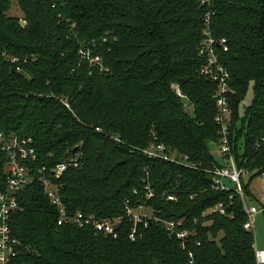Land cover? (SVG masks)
<instances>
[{
	"label": "trees",
	"instance_id": "16d2710c",
	"mask_svg": "<svg viewBox=\"0 0 264 264\" xmlns=\"http://www.w3.org/2000/svg\"><path fill=\"white\" fill-rule=\"evenodd\" d=\"M14 1L18 15L9 14ZM210 1L0 0V130L30 138L36 154L9 220L19 242L12 264H187L189 252L194 264H255L240 195L229 183L211 187L208 170L225 159L209 147L216 84L200 73L199 48L209 13L212 36L225 40L216 52L229 73L231 154L250 179L264 176V0ZM152 145L167 159L148 156ZM74 158L76 167L51 174ZM41 173L70 216H120L116 236L59 225ZM241 188L250 197L242 177ZM219 203L223 214L208 212ZM126 204L152 217L134 225ZM162 220L182 222L183 246Z\"/></svg>",
	"mask_w": 264,
	"mask_h": 264
},
{
	"label": "built area",
	"instance_id": "2783aa9c",
	"mask_svg": "<svg viewBox=\"0 0 264 264\" xmlns=\"http://www.w3.org/2000/svg\"><path fill=\"white\" fill-rule=\"evenodd\" d=\"M201 4H209L210 0H200ZM210 14L208 13L204 19V28L202 31V42L199 48V54L204 58V63L201 66L200 73L206 76L216 84V90L212 95L215 114L213 121L217 126V139L215 144L218 147L219 154L224 157V164L222 167L214 166L213 169L208 170L211 176V187L214 189H228V184L235 187L236 192L240 195L243 209L246 213L247 219L243 225L246 230H252L253 218L259 210L255 205L246 204V197L241 188V177L246 174L243 168H238L234 162L231 154V145L229 138V126L231 121V109L229 103V73L226 67L220 62L216 52V46L224 43V39H217L212 36L209 30ZM96 57L94 60H97ZM12 58V61H15ZM177 95L183 97L181 91L176 88ZM67 105V104H66ZM99 130V128H96ZM118 141V137L115 138ZM162 145H152L147 150L148 156L161 157L167 159V154L164 152ZM0 153L5 157V173H6V187L0 191V264H12L14 257L17 254L19 242L11 235L9 220L13 212L19 208L17 195L25 186H27L32 177L30 175L31 168L27 162L36 159L34 148L31 146L30 138H19L11 132L0 130ZM175 161V158H171ZM68 165L76 167L78 165L77 158L70 162H61L51 168L50 172L54 177H60L66 170ZM45 171V168H42ZM38 182L43 186L49 202L57 208L58 219L57 223L63 224L66 222L73 223L79 227L93 226L96 231H101L105 234L116 236V227L121 222V217L112 219H94L93 215H84L81 212H76L70 216L65 209L61 200L58 186L46 174L41 173L37 177ZM147 190L145 197L153 196L149 184L144 185ZM167 199L173 200L174 196L167 195ZM218 211L223 214V204L219 203L215 207L210 208L208 212ZM125 215L129 217L134 225L143 222L146 225V220L152 217L149 209L143 204H138L132 207L126 204ZM168 234L181 240V245L185 244V240L189 232L180 229L181 221L162 220ZM135 227L129 233V238H135ZM255 264H264V250L253 247ZM189 261L187 264L193 263V255L188 253Z\"/></svg>",
	"mask_w": 264,
	"mask_h": 264
},
{
	"label": "rangeland",
	"instance_id": "374dc122",
	"mask_svg": "<svg viewBox=\"0 0 264 264\" xmlns=\"http://www.w3.org/2000/svg\"><path fill=\"white\" fill-rule=\"evenodd\" d=\"M12 8L9 12L10 15H18L19 9L15 3L12 4ZM252 97L251 88L248 89L246 96L244 97L240 109L243 110L246 107ZM209 147L213 155L219 159V151L218 147L215 143H209ZM251 173H246L242 175V182L248 184V191L250 197L245 195L246 204L255 205L258 209L264 207V176H254L250 179ZM253 226L252 229L254 235V242L257 248L264 250V215L262 210H259L253 218Z\"/></svg>",
	"mask_w": 264,
	"mask_h": 264
},
{
	"label": "water",
	"instance_id": "95a60500",
	"mask_svg": "<svg viewBox=\"0 0 264 264\" xmlns=\"http://www.w3.org/2000/svg\"><path fill=\"white\" fill-rule=\"evenodd\" d=\"M21 24H22V25H24V24H25V22H24V21H21ZM187 110L189 111V109H187Z\"/></svg>",
	"mask_w": 264,
	"mask_h": 264
},
{
	"label": "crops",
	"instance_id": "0c3cea01",
	"mask_svg": "<svg viewBox=\"0 0 264 264\" xmlns=\"http://www.w3.org/2000/svg\"><path fill=\"white\" fill-rule=\"evenodd\" d=\"M254 245H255V243H254ZM255 247H256V245H255Z\"/></svg>",
	"mask_w": 264,
	"mask_h": 264
}]
</instances>
